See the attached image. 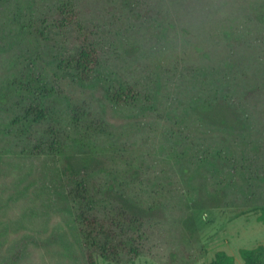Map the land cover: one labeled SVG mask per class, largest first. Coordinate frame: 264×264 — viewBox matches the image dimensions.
I'll use <instances>...</instances> for the list:
<instances>
[{
  "label": "trees",
  "instance_id": "trees-1",
  "mask_svg": "<svg viewBox=\"0 0 264 264\" xmlns=\"http://www.w3.org/2000/svg\"><path fill=\"white\" fill-rule=\"evenodd\" d=\"M78 1L0 0V48L8 52L6 63L14 69L0 86V96L14 95L9 128L23 141L27 139L20 153L51 161L50 170L58 175L57 189L77 223L85 263L96 264L97 255L112 260L126 254L130 260L144 251L148 233L142 216L153 209L139 197L146 187L138 184V177L128 178L139 168L127 163L122 149L112 151L109 142L104 151L110 149L123 162L120 167L105 165L95 150L96 138L98 134L110 137L112 128L95 117L85 103H72L65 86L98 87L115 109L142 102L144 112L162 115L177 128L175 133L173 127L166 133L175 138L174 144H169L168 161L193 170L204 183L214 184L215 192H222L233 186L237 177L248 181L256 175L253 158L235 159L221 134H213L237 132L247 123L248 100L258 84L246 86L249 80L256 81L244 57L249 52L258 63H264L258 57L264 55V35L254 32L259 27L264 29V11H255L256 15L249 14L244 20L236 18L232 26L213 30L212 35L204 34L199 40L192 25L176 21L177 14L169 17L178 23L179 30L172 33L180 45L170 47L171 52L165 55L167 63L152 65L128 80L129 72L112 70L120 69L114 62L121 60L122 52H139V42L147 40H163L158 49L166 50L168 24L163 26L160 18L153 17L154 10L140 9V0H123L121 6L129 12L126 19L132 15L134 22L118 28L83 22L76 9ZM235 40L254 49L239 51ZM214 42L223 49L218 62L205 56ZM44 46L51 49L50 60L42 57ZM199 51L207 58L202 64L195 61ZM161 102L165 104L163 110ZM143 111L133 113L141 116ZM136 123L139 128L148 126L142 120ZM44 125L32 139V131ZM97 174H103V183L93 182ZM165 191L160 183L149 192L156 196ZM109 199L112 201L105 202ZM200 212L196 207L193 215H187V229L195 230ZM256 219L264 224V209ZM240 256L245 264H264L260 254L251 249H241ZM209 264H234V259L219 251Z\"/></svg>",
  "mask_w": 264,
  "mask_h": 264
},
{
  "label": "rangeland",
  "instance_id": "rangeland-1",
  "mask_svg": "<svg viewBox=\"0 0 264 264\" xmlns=\"http://www.w3.org/2000/svg\"><path fill=\"white\" fill-rule=\"evenodd\" d=\"M123 2L79 0L76 9L83 22L93 21L118 28L136 21L132 15L126 19L129 12L121 8ZM138 7L154 10L153 17L160 18L163 26L168 24L170 38L167 37L169 45L166 50L162 48L163 51L158 48L164 41L156 39L139 42L141 50L133 51L134 55L122 52L121 60L114 62V66L117 64L120 69L112 70H123L124 74L129 72L128 80L152 65L167 63L165 55L171 52L170 47L180 45L172 33L179 30L178 23L174 24L169 17L177 14L179 20L176 21L192 25L199 40L204 34L212 35L213 30L215 33V30L232 26L236 18L244 20L249 14H261L264 0H140ZM260 28L254 29L259 36L264 35V29ZM71 36L69 38L74 40V30ZM139 39L143 40V36L140 35ZM235 42L239 51L254 49L245 47L238 40ZM44 49L43 59L50 60L51 49L45 46ZM209 49L210 53L205 56L218 62L223 50L220 44L214 42ZM7 53L0 48V86L14 72L6 63ZM197 54L196 62L202 64L207 61L202 52ZM258 57L264 60V55L262 59ZM254 58L255 55L249 52L244 57L256 81L249 80L246 86L258 84L248 100L247 123L240 125L237 132H215L213 135L221 134L220 138H224L235 159L253 158L256 175L248 181L237 177L235 184L222 192H215L216 186L204 183L193 170L168 161L169 144H174L175 138L166 134L173 126L162 115L144 112L142 102L115 109L107 103L98 87H80L72 83L65 86L64 92L72 103H85L95 117L112 128L109 129L112 131L110 137L98 134L96 138L95 150L105 165L120 167L123 162L112 155L110 149L104 151L109 142L112 151L122 149L127 163H135L139 168V171L132 170L128 178L135 180L138 177V184L146 187L140 191L141 201L153 206L142 216L148 233L144 251L130 260L126 254L112 260H104L97 255L96 264H209L219 251L232 256L234 264H245L240 256L241 249L255 251L264 261V224L256 219L264 209V63H258ZM164 82L165 79L162 84ZM13 98L11 92L0 96V264H86L77 223L68 202L57 189L58 175L50 170L53 168L49 164L51 161L44 156L35 158L20 153L27 139L23 141L9 128L14 114ZM164 106L163 102L159 105L161 110ZM137 110L143 111V115L135 116L133 112ZM138 120L148 126L139 128ZM44 127L34 129L32 139ZM176 129L174 125L173 133ZM92 178L93 182L104 181L103 174ZM160 183L165 185L166 191L156 196L150 194L149 191L159 188ZM196 207H200L202 212L198 213L193 231V228L187 229L185 220L188 214H194Z\"/></svg>",
  "mask_w": 264,
  "mask_h": 264
}]
</instances>
